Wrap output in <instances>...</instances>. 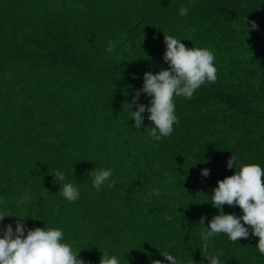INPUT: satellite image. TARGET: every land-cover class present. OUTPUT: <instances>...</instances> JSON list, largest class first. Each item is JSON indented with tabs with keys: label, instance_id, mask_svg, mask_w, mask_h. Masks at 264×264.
Instances as JSON below:
<instances>
[{
	"label": "trees",
	"instance_id": "16d2710c",
	"mask_svg": "<svg viewBox=\"0 0 264 264\" xmlns=\"http://www.w3.org/2000/svg\"><path fill=\"white\" fill-rule=\"evenodd\" d=\"M164 35L213 51L217 79L174 97L178 122L157 141L151 97L140 94V129L128 102L145 72L169 67ZM247 163L264 168V0H0V213L14 215L0 235L20 217L25 234L60 228L85 264L104 252L121 264H169L165 251L194 264L221 253V264H264L250 226L236 242L214 235L206 251L201 239L220 212L218 181ZM106 168L97 191L92 173ZM57 171L76 201L62 196ZM222 211L243 215L238 205Z\"/></svg>",
	"mask_w": 264,
	"mask_h": 264
},
{
	"label": "clouds",
	"instance_id": "9594fccd",
	"mask_svg": "<svg viewBox=\"0 0 264 264\" xmlns=\"http://www.w3.org/2000/svg\"><path fill=\"white\" fill-rule=\"evenodd\" d=\"M188 11L189 6L182 5L179 14L185 16ZM251 27L258 28L254 21L251 22ZM164 40L166 51L163 59L169 67L155 74L145 72L142 89L136 90L132 101L128 102L129 111L132 105H136V110L130 111L132 114L130 118L135 122L134 127L140 129L144 120L142 114L146 111V105L138 102L140 94L143 92L151 97L147 111L150 113L148 119L153 122V127L150 128L149 135L157 141L162 137L170 136L173 125L178 122L174 97L183 96L190 99L206 81L214 83L217 79L213 51L208 48H189L180 39L171 35H164ZM114 48V42L109 41L107 51L111 53ZM236 159L232 155L227 162V167L233 168ZM202 174L207 177L209 170L203 169ZM92 175L94 176L93 187L100 191L104 183L112 176V169H99ZM53 177L54 181L60 183L65 180V174L60 171L53 174ZM112 186L113 184L108 185V187ZM82 189L89 191L84 185ZM60 190L62 196L69 202L79 198L78 188L70 182L61 183ZM151 195L159 196L161 192L159 189H154ZM26 199L30 198L24 197L18 203L23 204ZM211 204L220 212L211 219L207 230L202 233L201 239L204 242L205 251L209 246V239L216 234H227L233 242L239 241L240 238H247L249 236V227L245 226L247 225L250 226L252 235L258 237L256 246L259 252L264 254V168L256 163L241 165L233 175L218 181V186L212 194ZM224 205H238L243 215L238 217L235 214H225L222 211ZM6 216L14 215L7 212L0 213V221ZM18 218L15 230L11 224H8L0 235V264H85L78 255L80 250L73 251L72 246L64 242V233L60 228L36 227L27 230L25 234L24 218ZM204 219L205 217H201L200 223L204 224ZM161 254L169 264H194L192 256L180 260L167 251ZM220 255L222 253L204 256L208 264H221ZM99 264H121V261L115 255L110 256L104 252ZM152 264H163V262L153 260Z\"/></svg>",
	"mask_w": 264,
	"mask_h": 264
}]
</instances>
